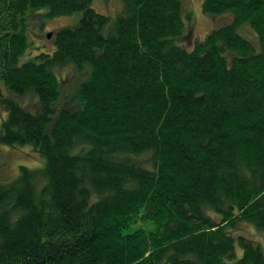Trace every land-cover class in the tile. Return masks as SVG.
Masks as SVG:
<instances>
[{
    "label": "trees",
    "instance_id": "16d2710c",
    "mask_svg": "<svg viewBox=\"0 0 264 264\" xmlns=\"http://www.w3.org/2000/svg\"><path fill=\"white\" fill-rule=\"evenodd\" d=\"M92 1L0 0L12 91L0 92V142L45 158L0 181V264H264L259 244L230 232L264 229V0H204L231 20L191 50L176 42L183 0H121L109 27ZM42 8L82 14L51 32L52 52L21 61L26 17ZM66 64L91 66L74 110L54 105ZM30 91L35 111L16 98Z\"/></svg>",
    "mask_w": 264,
    "mask_h": 264
},
{
    "label": "rangeland",
    "instance_id": "374dc122",
    "mask_svg": "<svg viewBox=\"0 0 264 264\" xmlns=\"http://www.w3.org/2000/svg\"><path fill=\"white\" fill-rule=\"evenodd\" d=\"M183 2L185 12L183 35L185 34V36L181 39V42L179 41L180 38H178V40L176 38V42L184 45L188 50H191L194 47L197 40H203L213 28L219 27L231 20L230 12L216 15L206 13L203 9L204 0H183ZM92 5L98 10L108 13L111 16L108 23L109 27L114 24L117 17V11L121 7V0H93ZM45 13L46 10L44 8H42V12L40 11L36 14L32 13L31 17L28 13L25 21V29L30 44L26 52L21 56V61H26L33 55L42 51L52 52L56 46L55 37H53V35L49 37V33H55V31L64 26L76 25L82 14L81 11H77L69 15L48 19L49 17H47ZM1 32L2 30L0 29V34ZM241 32L252 41H257V33L250 23H245L241 27ZM88 67L91 70V66L88 65ZM89 69L79 70L71 64H66L57 68L56 73L60 82V94L54 101V105L57 108L64 107L74 110L80 106L81 101L77 97L80 87L79 84L89 78ZM0 92H3L4 95L12 94V91L3 81H0ZM16 98L24 107L32 111H35L39 107L40 102L38 95L33 91L17 95ZM7 115L8 113L6 109L0 104V131L3 121L7 119ZM56 116L54 118H56ZM50 127L51 123L48 124L47 128L49 129ZM44 164V156L34 150L32 145L16 144L9 146L0 142V181L5 183L12 182L18 175L20 165H26L32 169H39ZM37 175L39 183H42L41 173H38ZM41 188L42 184L36 189L39 190L37 193L38 195ZM142 224L144 223L140 221L125 231H132ZM230 232L235 236L239 234L245 235L254 243L259 244L264 253V229L257 227L255 223L239 221L235 226L230 228ZM236 251L237 255L241 256L243 253V247L237 244Z\"/></svg>",
    "mask_w": 264,
    "mask_h": 264
},
{
    "label": "water",
    "instance_id": "95a60500",
    "mask_svg": "<svg viewBox=\"0 0 264 264\" xmlns=\"http://www.w3.org/2000/svg\"><path fill=\"white\" fill-rule=\"evenodd\" d=\"M52 33H49V37H51Z\"/></svg>",
    "mask_w": 264,
    "mask_h": 264
}]
</instances>
